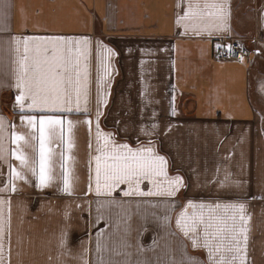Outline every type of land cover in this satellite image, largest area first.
Listing matches in <instances>:
<instances>
[{
  "label": "crops",
  "instance_id": "1",
  "mask_svg": "<svg viewBox=\"0 0 264 264\" xmlns=\"http://www.w3.org/2000/svg\"><path fill=\"white\" fill-rule=\"evenodd\" d=\"M7 3V30L0 31L5 147H16L13 131L25 136L31 131L22 115L61 118L65 141L70 136L73 147L68 152L72 194L62 191L58 166L48 187H37L36 177L26 172L27 182L17 180L15 191L0 192L11 205L5 264H100L101 257L104 264H172L185 258L207 264L206 250L193 248L175 224L189 201L244 204L247 264H264V0H227L229 31L211 35L186 32L177 22L187 0ZM40 36L90 40L89 115L75 107L71 113H21L15 41ZM229 37L241 38L254 59L220 60L217 47L227 45ZM98 44L115 53L103 84L97 83L103 75ZM98 89L106 101L99 106L100 131L117 144L150 146L164 156L169 176L183 180L175 196H124L126 184L112 196L95 194ZM24 150L34 155L31 148ZM9 160L19 168V161ZM8 177V165L0 161V187L7 186ZM151 187L146 180L140 184L142 191ZM98 233H103L99 253Z\"/></svg>",
  "mask_w": 264,
  "mask_h": 264
},
{
  "label": "snow or ice",
  "instance_id": "2",
  "mask_svg": "<svg viewBox=\"0 0 264 264\" xmlns=\"http://www.w3.org/2000/svg\"><path fill=\"white\" fill-rule=\"evenodd\" d=\"M7 0H0V31H6L3 23L7 18ZM229 10L227 0H187L183 15L178 23L185 29L197 34L207 32L229 31ZM15 87L18 89L16 104L21 113L29 112H83L89 115V60L91 42L87 38H65L63 36L24 37L15 41ZM231 53V46L228 47ZM115 55L111 48L98 44L97 57L100 76L97 83L103 84L104 77L110 75V57ZM264 91V85H261ZM101 94L97 92V123L95 155V194L112 196L121 184L127 185L124 196H163L173 197L183 186L182 178L177 175L170 177L167 171V159L154 152L150 146L136 149L128 144H117L110 139V134L100 131L99 110ZM173 114L174 111H173ZM21 121L26 122L31 131L28 135L11 133V143L16 147H5V121L0 117V161L8 165L9 177L6 187L0 192L15 191V181L27 182V173L36 177L37 187L50 186L57 178V166L60 169L62 191L72 194L70 180L71 170L68 152L73 147L72 140L65 141L64 121L55 116L22 115ZM85 123L91 124L90 120ZM38 125V127H37ZM73 122L68 121L71 133ZM38 133V134H37ZM38 141L37 144L34 142ZM55 144L60 151L51 145ZM31 148L34 155L29 156L25 148ZM9 157L19 161V168H14ZM148 181L152 185L148 191H142L140 184ZM91 191V186L89 187ZM106 203H116L110 201ZM106 206L101 205V207ZM8 216H5V208ZM10 200L0 198V264H5L6 226L10 230ZM189 209L192 211L189 212ZM244 204H196L191 201L177 216L176 227L189 238L193 248H203L207 252V264H247V220L244 215ZM99 211V208H98ZM102 217H97L101 219ZM167 222L169 217L164 218ZM97 234L96 250L101 251L100 237ZM10 240V231H9ZM63 246V240L61 242ZM119 254V253H117ZM87 264V262H85ZM100 264H104L102 257ZM172 264H193L192 258L173 261Z\"/></svg>",
  "mask_w": 264,
  "mask_h": 264
},
{
  "label": "built area",
  "instance_id": "3",
  "mask_svg": "<svg viewBox=\"0 0 264 264\" xmlns=\"http://www.w3.org/2000/svg\"><path fill=\"white\" fill-rule=\"evenodd\" d=\"M248 39L256 41L257 36H249ZM231 46V53L228 52V47ZM217 56L220 60H241L244 58L254 59L250 49L243 43L241 38L229 37L227 45L221 44L217 47Z\"/></svg>",
  "mask_w": 264,
  "mask_h": 264
}]
</instances>
